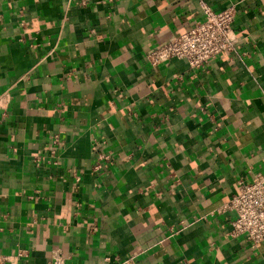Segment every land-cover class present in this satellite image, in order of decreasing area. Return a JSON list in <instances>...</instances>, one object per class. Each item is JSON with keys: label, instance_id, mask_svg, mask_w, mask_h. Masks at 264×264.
Masks as SVG:
<instances>
[{"label": "crops", "instance_id": "crops-1", "mask_svg": "<svg viewBox=\"0 0 264 264\" xmlns=\"http://www.w3.org/2000/svg\"><path fill=\"white\" fill-rule=\"evenodd\" d=\"M201 2L234 5V51L151 67ZM248 170L264 175V0H0V255L264 264L217 212Z\"/></svg>", "mask_w": 264, "mask_h": 264}, {"label": "built area", "instance_id": "built-area-1", "mask_svg": "<svg viewBox=\"0 0 264 264\" xmlns=\"http://www.w3.org/2000/svg\"><path fill=\"white\" fill-rule=\"evenodd\" d=\"M201 11L202 19L194 21L188 30L156 44L145 54L151 67L174 58L185 61L190 69H201L218 54L234 51V5L216 10L201 2ZM107 158L108 155L97 154L95 169ZM247 175L237 181L236 192L217 212H231L229 235L243 237L254 247L264 242V175L252 170H248ZM22 255L23 251L13 257L0 255V264H16ZM50 264H65L59 251L53 253Z\"/></svg>", "mask_w": 264, "mask_h": 264}]
</instances>
